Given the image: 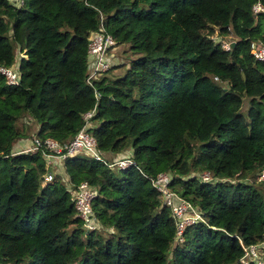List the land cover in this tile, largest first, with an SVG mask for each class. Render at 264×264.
Masks as SVG:
<instances>
[{"label":"trees","instance_id":"16d2710c","mask_svg":"<svg viewBox=\"0 0 264 264\" xmlns=\"http://www.w3.org/2000/svg\"><path fill=\"white\" fill-rule=\"evenodd\" d=\"M254 1L0 0V65L18 71L15 83L0 71V263L165 264L169 250L171 264H237L239 240L264 247V59L250 52L264 44V10ZM99 30L136 55L88 81L87 42ZM92 106L96 147L132 164L77 150L60 161L62 180L42 149L11 148L31 121L37 136L68 142ZM139 169L168 172L200 211L182 240ZM81 180L99 222L86 231L71 198Z\"/></svg>","mask_w":264,"mask_h":264},{"label":"built area","instance_id":"2783aa9c","mask_svg":"<svg viewBox=\"0 0 264 264\" xmlns=\"http://www.w3.org/2000/svg\"><path fill=\"white\" fill-rule=\"evenodd\" d=\"M21 0H16V4H20ZM15 3V2H14ZM251 10L256 12L264 10L263 4L259 0H255L251 4ZM113 43V38L109 33L103 31H94L90 34L87 42L86 52L88 55L87 76L86 79L90 81L91 77L101 70H105L111 62H108L106 57V50ZM223 47H227V42H222ZM250 52L256 59H264V44H257L250 42ZM0 71L5 75L6 80L11 83L17 82L18 71L14 67H7L0 65ZM97 95V92H94ZM93 106L82 113L83 123L81 127L74 133L68 142H59L50 136L39 137L36 134L31 136L29 144L20 148L18 151L34 152L36 150H43L44 163L46 166L52 167L53 171L57 168L52 166L54 159L60 161L66 155L72 154L77 150H84L95 159L102 161L105 165L113 168H124L133 163L130 153H123L121 155H112L105 158L101 150L95 145L94 137L87 131L86 127L90 124V116L93 113ZM140 173L144 175L151 185L158 192L161 203L166 205L171 213L174 224L173 241L178 242L182 240V232L187 224L194 223L197 220H202L200 211L188 200L183 199L170 187L171 176L166 171H158L155 174H147L139 169ZM51 173L45 170L44 177L50 178ZM264 170L259 174V178H263ZM202 180H208L210 175L207 171L200 173ZM94 196L93 187L85 180L79 181L72 190V202L76 215L79 217L84 230L97 228L99 222L91 208V200ZM239 244L243 250L242 255L238 258L237 264H264V255L261 256L258 246L256 244L248 243ZM260 248V247H259ZM0 264H15L13 262H5ZM236 264V263H235Z\"/></svg>","mask_w":264,"mask_h":264},{"label":"rangeland","instance_id":"374dc122","mask_svg":"<svg viewBox=\"0 0 264 264\" xmlns=\"http://www.w3.org/2000/svg\"><path fill=\"white\" fill-rule=\"evenodd\" d=\"M135 55H136V52H134L133 50L129 49L125 42L124 43H116V44L108 47V49L106 50V57H107L108 62H111V61L119 58L120 60H124L125 61L124 63L126 64L127 61L129 60V58H131V57H133ZM125 64L117 65V67H115V68L114 67L113 68L110 67L109 71H107L106 74H108L111 77L121 74L123 69H124ZM245 104H246V98L243 99L242 106H241V112H242L243 115H244L243 112H244ZM25 118L28 119L27 116H25ZM90 122L93 123L92 121H90ZM36 127H37V125L33 121H31L28 126H25L23 128V131H24V133L26 135L18 137L17 139H15L13 141L12 145H11V148H14V146H17V145H21L22 143L29 142L30 139H31V136L33 134H35ZM15 142H17L16 145H14ZM126 153H128V152H126ZM105 156H106L105 158H107V157H110L112 155H105ZM59 165H60L59 160L54 159L52 161V166L53 167L57 168ZM58 172H59L58 174H59L60 178L62 180H64L65 179V174L61 170H59ZM52 173H54V171H52ZM258 176L259 175H257V172H256V178L257 179H258ZM221 178H223V177H221ZM250 178H251L250 176H244V177H242L240 179L241 180H249ZM230 179L232 180L233 178H230ZM100 232L101 233H105L106 230L103 229V230H100ZM263 245H264V243H263ZM171 246H172V244H171ZM263 250H264V247L262 245H260V251H261L260 254H261V256H263ZM169 258H170V251L168 250V254H167V258H166L165 264H171V261H170Z\"/></svg>","mask_w":264,"mask_h":264},{"label":"crops","instance_id":"0c3cea01","mask_svg":"<svg viewBox=\"0 0 264 264\" xmlns=\"http://www.w3.org/2000/svg\"><path fill=\"white\" fill-rule=\"evenodd\" d=\"M17 144V142L14 144V145H16ZM29 144V142H26V143H22L21 145H17V146H15L13 149V151H18L20 148H22V147H24V146H27ZM58 170H61V166L59 165L58 167Z\"/></svg>","mask_w":264,"mask_h":264},{"label":"clouds","instance_id":"9594fccd","mask_svg":"<svg viewBox=\"0 0 264 264\" xmlns=\"http://www.w3.org/2000/svg\"><path fill=\"white\" fill-rule=\"evenodd\" d=\"M126 153V152H125ZM119 155H121V154H119Z\"/></svg>","mask_w":264,"mask_h":264}]
</instances>
